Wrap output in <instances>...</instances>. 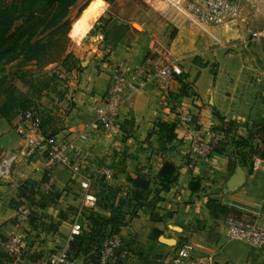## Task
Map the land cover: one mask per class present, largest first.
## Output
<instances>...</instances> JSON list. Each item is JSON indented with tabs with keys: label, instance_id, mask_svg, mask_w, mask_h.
<instances>
[{
	"label": "crops",
	"instance_id": "1",
	"mask_svg": "<svg viewBox=\"0 0 264 264\" xmlns=\"http://www.w3.org/2000/svg\"><path fill=\"white\" fill-rule=\"evenodd\" d=\"M149 1L151 7L147 5L156 16L154 24L140 21L137 29L124 22L128 29L116 44H106L104 35L83 36L85 41L73 51L79 65L65 72L68 86L60 92L58 104L66 97L68 107L61 111L62 118L54 115L50 121L48 117L47 133L53 131L52 137L58 142L69 140L72 130L93 118L92 100L98 96L92 92L93 83L101 77L107 85L106 67L116 60L146 68L175 61L182 69L185 89L177 82L166 97L150 82L126 98L115 131L76 141L86 156L79 174L58 165L46 180L38 167L39 159L15 162L9 178L0 180V264H15L1 247L16 219L7 192H17L16 185L29 180L36 184L37 200L42 194L50 195L51 199L35 207V212L44 223H50L53 233L27 225L28 252L19 263L44 264L59 246L53 236L59 238L60 245L65 244L76 214L82 211L80 181L89 178L94 194L92 183L101 167L113 170L111 177L102 176L104 182L122 192L129 189L128 177L136 169L151 179L149 195L141 207L135 212L130 208L119 224V238H133L134 246L143 251L124 264L162 263L183 240L191 242L196 256H211L212 264H264V246L227 241L221 224L222 218L230 216L264 226V160L242 157L225 145L222 151L212 153L208 164H202L191 159V135L187 133L191 122L209 138L226 121H233L235 135L243 136L248 126L264 118V0H234L240 7L239 17L218 26H200L186 16L182 12L185 0ZM102 12V7L91 4L86 12L88 21ZM253 32L263 35L252 38ZM158 118L174 124L172 141H159L154 132ZM16 123L17 117L10 122L0 119V153L22 147L14 129ZM10 128L15 136L9 133ZM166 160L176 171L170 188L160 191L156 177ZM78 222L86 228L81 213ZM158 254L161 258L156 257Z\"/></svg>",
	"mask_w": 264,
	"mask_h": 264
},
{
	"label": "trees",
	"instance_id": "2",
	"mask_svg": "<svg viewBox=\"0 0 264 264\" xmlns=\"http://www.w3.org/2000/svg\"><path fill=\"white\" fill-rule=\"evenodd\" d=\"M79 0H14L4 4L0 0V119L10 122L17 115L25 110L31 109L39 116L35 110V99L40 92L48 87V83H36L28 71L22 70V66L30 61L43 62L52 59L53 49H60L67 41L70 19L67 17L68 9ZM46 5L49 10L37 18L35 8L39 4ZM88 3L85 2L78 9V14ZM22 20V26L11 31L17 20ZM41 26V28H40ZM38 29L39 32H38ZM125 24H111L104 27V41L106 44H116L121 40L127 31ZM46 34L37 37L43 32ZM16 61L12 72H6L5 66ZM61 66L65 71L78 67L77 61L71 53H68L61 61ZM178 78L180 87L185 89V83ZM14 79H19L27 85L28 90L23 92L13 83ZM107 91V85L103 78L97 77L92 86V92L103 96ZM60 94V92H59ZM40 128L45 138L53 136V131L47 133V123L49 119L41 116ZM173 123L165 122L160 118L154 122V132L157 133L159 141H172ZM236 125L233 121H226L220 130L224 133L225 140L214 146L213 152L222 151L223 146H231L236 153L242 157H258L264 160V118L259 122L247 127L243 136L235 135ZM176 167L169 161H164L157 175L159 190L167 191L174 180ZM103 175H99L100 190L95 192L96 203L94 207L82 214V219L86 224L79 234L73 235L67 240V256L71 259H82L83 264H97L102 243L108 238L117 235L119 224L125 218V214L133 207L135 212L149 195L150 178L136 169L128 177L129 189L122 192L118 187H113L104 182ZM47 180L48 178L44 176ZM36 184L33 181H24L18 185L17 192L9 191L6 197L11 206L15 209L18 205L28 203L34 206L28 225L35 229H40L46 233H53L50 223H44L43 219L35 212V207L43 206L51 199L49 194H38ZM158 199L161 197L159 195ZM48 198V199H47ZM211 207V206H210ZM212 213L213 210H212ZM79 222H82L79 221ZM14 223V221H13ZM53 235V234H51ZM30 230L27 231V248L29 246ZM126 241L120 239V248L115 253L114 264H124L128 255L140 257L142 249L134 246L135 240L130 238ZM123 251H127L125 255ZM4 253V252H3ZM7 259L8 256L4 253ZM162 255H156L161 258Z\"/></svg>",
	"mask_w": 264,
	"mask_h": 264
},
{
	"label": "built area",
	"instance_id": "3",
	"mask_svg": "<svg viewBox=\"0 0 264 264\" xmlns=\"http://www.w3.org/2000/svg\"><path fill=\"white\" fill-rule=\"evenodd\" d=\"M200 26L221 25L236 20L240 15V7L234 0H185L183 11ZM263 35L262 32L251 33L252 38ZM105 71V70H104ZM107 91L103 96H94L92 100L93 118L84 121L68 135L69 140L56 141L54 137L45 138L40 128L41 118L33 110L28 109L17 115L14 127L16 134L23 141L24 147L10 152L0 153V180L6 179L11 173L13 164L20 158L35 162L39 159V169L43 176L51 178L58 165L68 167L73 173L79 174L84 166L86 156L76 141L85 142L95 139L102 134L110 133L118 128V115L123 101L145 88L148 83H154L163 94L168 97L172 87L182 75L181 67L175 62L158 64L153 68H146L140 64H132L121 60L111 62L106 67ZM177 102H175L176 104ZM184 120L190 122L189 117ZM191 135L190 154L192 160H199L202 164L210 162L214 146L225 140L222 131L204 138L191 125L187 127ZM98 172L105 177H111L113 170L101 167ZM19 184L16 186L18 187ZM80 187L84 193L81 201V210L91 209L96 203L95 195L90 191V179L83 178ZM34 206L23 203L15 208L16 219L7 236L1 241L3 252L12 263L23 262L27 250V225ZM76 214L72 223L70 236L79 234L81 225ZM224 235L227 241L246 242L254 248L264 246V226L252 221L225 216L221 220ZM55 244L59 246L44 264H83L67 256V242L59 243V238L53 236ZM120 248V238L114 235L102 243L97 264H114L115 253ZM190 241H181L164 258L162 264H212L211 256H196Z\"/></svg>",
	"mask_w": 264,
	"mask_h": 264
},
{
	"label": "rangeland",
	"instance_id": "4",
	"mask_svg": "<svg viewBox=\"0 0 264 264\" xmlns=\"http://www.w3.org/2000/svg\"><path fill=\"white\" fill-rule=\"evenodd\" d=\"M14 0H2V3L7 4ZM85 2L88 4L85 8L78 14V9ZM151 1L144 0H79L74 5H72L67 12V17L70 19L69 30L67 32V41H65L60 49H53L54 53L52 54V59L43 62L30 61L24 66H22V70L28 71L30 76L34 79L36 83H48V87L43 89L39 97L36 98L35 101V110L40 114L43 119H48L50 116V121L53 120V116H57V119L62 118L63 111H65L68 107L67 102L68 99L65 97V101L62 104H58L60 100L59 92H64L67 90V74L64 68L61 66V61L64 57L71 53L73 55V51L77 48L78 45L82 44V41H85L86 36L93 37H101L104 35V27L111 24H123L124 22H128L133 27L139 29L138 23L140 21L145 22L147 25L154 24L156 16L150 10L147 4L151 7ZM91 4H96V7H102L103 12L93 21L88 22L87 14L88 8H90ZM90 5V6H89ZM89 6V7H88ZM88 7V8H87ZM49 8L44 4H39L35 8V15L37 18H40ZM87 21V22H86ZM22 26V20H17L11 31L16 30V28H20ZM41 28V26H40ZM40 29H38L39 32ZM47 31L38 34V38L42 37L46 34ZM84 39H83V38ZM74 57V56H73ZM83 62H86L84 58H81ZM16 61H13L11 64L5 66L6 72H12L14 69ZM87 64V62H86ZM77 65H79V61L77 60ZM86 66V65H82ZM13 83L15 86L25 92L28 90L26 84L21 82L19 79H14ZM65 89V90H64ZM251 99V98H250ZM65 106V107H64ZM62 111V112H61ZM61 115H59V114ZM9 133L15 136L13 129H9ZM18 136V135H17ZM22 141V140H21ZM22 147H24V143L22 141ZM11 151V150H10ZM7 150L6 152H10ZM22 159V158H20ZM18 159V160H20ZM17 160V161H18ZM24 160V159H23ZM16 161V162H17ZM28 162V161H27ZM98 175L100 173L98 172ZM98 177V176H97ZM95 179V182L92 183L95 192H98L100 188L99 178ZM9 178V177H8ZM6 178V179H8ZM4 180V179H2ZM88 211V209H83L81 211V215L84 212ZM126 241L131 239H124ZM27 250L25 252V256L27 254ZM128 253L127 251H123L122 254ZM25 258V257H24ZM132 257L130 255L127 256L126 262H130Z\"/></svg>",
	"mask_w": 264,
	"mask_h": 264
},
{
	"label": "bare ground",
	"instance_id": "5",
	"mask_svg": "<svg viewBox=\"0 0 264 264\" xmlns=\"http://www.w3.org/2000/svg\"><path fill=\"white\" fill-rule=\"evenodd\" d=\"M90 13H91V11H90ZM92 15H93V14H92ZM92 15H91V16H92ZM92 18H93V17H92ZM89 20H91V19H89ZM86 22H87V21H86ZM88 22H89V21H88Z\"/></svg>",
	"mask_w": 264,
	"mask_h": 264
},
{
	"label": "water",
	"instance_id": "6",
	"mask_svg": "<svg viewBox=\"0 0 264 264\" xmlns=\"http://www.w3.org/2000/svg\"><path fill=\"white\" fill-rule=\"evenodd\" d=\"M158 264H162V263L159 261Z\"/></svg>",
	"mask_w": 264,
	"mask_h": 264
}]
</instances>
